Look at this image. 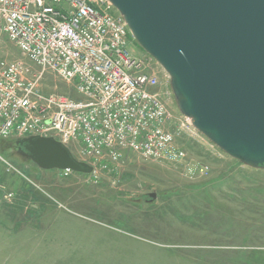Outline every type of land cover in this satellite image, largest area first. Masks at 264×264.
Instances as JSON below:
<instances>
[{
    "label": "rangeland",
    "instance_id": "374dc122",
    "mask_svg": "<svg viewBox=\"0 0 264 264\" xmlns=\"http://www.w3.org/2000/svg\"><path fill=\"white\" fill-rule=\"evenodd\" d=\"M90 2L121 17L108 1ZM130 43L158 80L153 91L168 110L166 128L188 160L150 161L128 151L117 171L98 179L65 176L39 169L17 138L3 140L0 182L16 196L0 206V264H264V169L240 164L192 127L170 77L132 37ZM3 61L32 66L7 37L0 40ZM42 87L79 99L52 71Z\"/></svg>",
    "mask_w": 264,
    "mask_h": 264
},
{
    "label": "built area",
    "instance_id": "2783aa9c",
    "mask_svg": "<svg viewBox=\"0 0 264 264\" xmlns=\"http://www.w3.org/2000/svg\"><path fill=\"white\" fill-rule=\"evenodd\" d=\"M3 37L32 66L0 62V143L13 136L57 139L79 151L93 179L117 171L128 151L150 161L188 160L166 128L168 110L153 91L158 80L132 53L122 17L98 11L90 0H0ZM47 71L79 99L46 94ZM15 196L0 182V206Z\"/></svg>",
    "mask_w": 264,
    "mask_h": 264
},
{
    "label": "water",
    "instance_id": "95a60500",
    "mask_svg": "<svg viewBox=\"0 0 264 264\" xmlns=\"http://www.w3.org/2000/svg\"><path fill=\"white\" fill-rule=\"evenodd\" d=\"M107 1L170 77L182 116L230 158L264 169V0ZM17 145L43 171L92 173L54 138Z\"/></svg>",
    "mask_w": 264,
    "mask_h": 264
},
{
    "label": "bare ground",
    "instance_id": "6f19581e",
    "mask_svg": "<svg viewBox=\"0 0 264 264\" xmlns=\"http://www.w3.org/2000/svg\"><path fill=\"white\" fill-rule=\"evenodd\" d=\"M105 1H106V0H105ZM190 122H191V121H190ZM13 138H16V137L13 136ZM43 138H44V137H43ZM55 140H57V139H55ZM57 141H58V140H57ZM69 150L72 152V149L69 148ZM72 154H73V153H72ZM53 171H54V170H53ZM58 171H59V170H58ZM61 172H63V171H61ZM76 174H77V173H76ZM86 176H87V175H86Z\"/></svg>",
    "mask_w": 264,
    "mask_h": 264
}]
</instances>
